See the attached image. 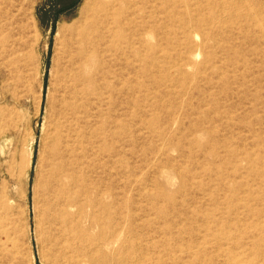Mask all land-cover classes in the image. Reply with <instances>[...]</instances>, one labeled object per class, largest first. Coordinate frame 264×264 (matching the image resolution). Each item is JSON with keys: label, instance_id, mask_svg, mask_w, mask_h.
<instances>
[{"label": "rangeland", "instance_id": "1", "mask_svg": "<svg viewBox=\"0 0 264 264\" xmlns=\"http://www.w3.org/2000/svg\"><path fill=\"white\" fill-rule=\"evenodd\" d=\"M0 264H264V0H0Z\"/></svg>", "mask_w": 264, "mask_h": 264}, {"label": "bare ground", "instance_id": "2", "mask_svg": "<svg viewBox=\"0 0 264 264\" xmlns=\"http://www.w3.org/2000/svg\"><path fill=\"white\" fill-rule=\"evenodd\" d=\"M85 5L86 6H84L83 15L84 12L86 13V11L89 8V7L87 8L86 3ZM97 29L98 26L95 20L86 17L84 20H82L81 26H79L78 28H76L75 31H72L70 33L71 37L69 39L68 50L66 51L68 53L67 64L66 65L64 64L65 65L64 68L62 67L63 68L62 85H63L64 93L59 101L60 102L59 119L56 120V122L54 123L53 131L51 134L52 144L50 147V168L48 171V189H47L48 194L50 191L53 192L52 198H49L51 199L50 200L51 212H49L51 213L50 214L51 228L50 230H48V236L50 242H52L54 247L57 248L61 246L63 239H66L67 237V232H66L67 221H66V212H65L66 210H64L62 207L61 195L63 190L61 187L62 182L60 180V174L63 173L61 169H62V156H63L62 151L66 138L65 132L67 130L68 123L70 122L74 111L73 97L76 88V81L78 79V65L86 54L91 38L97 36L96 34ZM54 184L56 185L55 189L52 190L49 189L50 185L53 186Z\"/></svg>", "mask_w": 264, "mask_h": 264}]
</instances>
